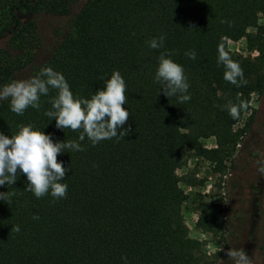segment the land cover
Returning <instances> with one entry per match:
<instances>
[{"label":"trees","instance_id":"obj_1","mask_svg":"<svg viewBox=\"0 0 264 264\" xmlns=\"http://www.w3.org/2000/svg\"><path fill=\"white\" fill-rule=\"evenodd\" d=\"M39 13L63 19L53 30L50 50H43L36 29ZM260 16L264 0H0V88L52 67L74 94L91 98L118 70L130 112L124 128L131 127L126 137L93 146L87 137L79 141L82 130L58 129L55 118L44 114L51 110L54 89L41 96L39 110L29 107L22 116L11 111L10 100L0 101V131L9 138L31 123L54 142L77 141L84 149L57 157L70 168L62 181L66 198L25 191L29 182L19 169L15 184L0 187L14 193L11 204L0 200V264H125L122 257L127 264H215L184 223L187 195L180 184L193 186L196 180L177 172L190 157L222 166L234 153L239 119L224 106L238 103V94L249 104L252 94L264 92ZM165 34L161 49L146 43ZM242 38L256 57L230 52L228 41ZM221 43L242 67L245 86L224 80V66L217 63ZM165 50L175 53L171 58L188 77L191 99L183 104L165 97L155 82ZM189 50H195V59L185 55ZM211 137L216 146L206 148L202 141ZM260 197L255 191L251 222L264 229ZM236 198L241 218L249 211L240 194ZM198 212L197 229L222 230L219 204L199 205ZM17 225L20 231H12ZM260 241L264 264V236Z\"/></svg>","mask_w":264,"mask_h":264},{"label":"clouds","instance_id":"obj_2","mask_svg":"<svg viewBox=\"0 0 264 264\" xmlns=\"http://www.w3.org/2000/svg\"><path fill=\"white\" fill-rule=\"evenodd\" d=\"M165 39L166 34L146 43L151 49H161ZM174 54L169 50L160 53L155 82L161 85L165 97H175L183 104L191 99L188 94L190 84L184 67L171 58ZM185 55L191 59L196 58L195 50H189ZM217 63L224 66L225 81L236 87L248 83L242 67L231 58L224 43L218 46ZM126 87L125 79L117 70L110 79L104 81L103 89L96 91L91 98H84L73 93L61 72L52 67H42L35 76L13 80L0 88V101L10 100L11 111L22 116L29 107L39 110L41 96H47L50 89H54L57 94L49 100L51 110L44 114L50 119L55 118L58 129L82 130L79 141L87 137L95 146L106 139L124 138L131 132L130 126L124 128L130 117V112L125 108ZM237 99L238 103L229 101L224 106L233 120H238L241 113L249 108L246 101L239 99V94ZM66 150L84 149L77 141L54 142L50 134H45L31 123L20 125L19 132L11 138L0 131V187H11L22 172L29 182L25 191L34 193L37 198L49 192L55 199L66 198L68 185L62 181L70 168H66L63 161L58 162L57 159ZM256 164L257 172L264 176V159H258ZM12 195L14 193L11 191L0 192V200L11 204ZM33 219H39V216L34 215ZM12 231L19 232V226H13ZM226 255L233 264H256L255 258L250 257L243 247H231ZM122 259L127 264V257Z\"/></svg>","mask_w":264,"mask_h":264},{"label":"rangeland","instance_id":"obj_3","mask_svg":"<svg viewBox=\"0 0 264 264\" xmlns=\"http://www.w3.org/2000/svg\"><path fill=\"white\" fill-rule=\"evenodd\" d=\"M62 20L43 13L36 15V29L43 50H50L53 30ZM259 24L264 25V16H260ZM227 47L232 54L244 58L252 59L258 55L247 48L245 38L228 41ZM235 130L240 133L239 143L222 166L200 157H190L185 166L178 170L179 176L191 174L196 180L193 186L180 184L181 190L187 195L182 208L184 223L188 236L203 244V251L215 264H233L226 255L231 247H243L250 257L255 258L256 264H261L259 247L264 229L263 226L257 228L251 222L250 203L257 191L264 211V176L259 175L256 164L258 159H264V92L251 95L249 109L239 118ZM202 142L206 148L216 146L213 137ZM237 194L244 200L245 210L249 211L241 218H236ZM205 203L219 204L222 209V230L217 234L202 232L195 226L199 205Z\"/></svg>","mask_w":264,"mask_h":264}]
</instances>
